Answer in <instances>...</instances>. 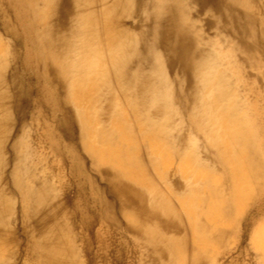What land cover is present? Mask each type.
I'll return each instance as SVG.
<instances>
[{
    "label": "bare ground",
    "instance_id": "bare-ground-1",
    "mask_svg": "<svg viewBox=\"0 0 264 264\" xmlns=\"http://www.w3.org/2000/svg\"><path fill=\"white\" fill-rule=\"evenodd\" d=\"M263 7L0 0V264H114L117 233L142 264L232 249L264 196V118L237 68ZM251 239L264 260V228Z\"/></svg>",
    "mask_w": 264,
    "mask_h": 264
},
{
    "label": "rangeland",
    "instance_id": "rangeland-1",
    "mask_svg": "<svg viewBox=\"0 0 264 264\" xmlns=\"http://www.w3.org/2000/svg\"><path fill=\"white\" fill-rule=\"evenodd\" d=\"M259 1L263 7L264 0ZM262 9L263 11L259 12L257 8V55H251L247 59L243 58L247 64L246 62L242 64L241 61H237L240 62L237 68L240 72L239 79L246 84L250 100L256 102L257 111L264 118V7ZM202 17L211 22L217 19L215 14L209 12L203 14ZM204 29L206 34H210L211 37H216L215 28L207 29L205 25ZM219 35L220 37L217 40L223 42L226 37L225 33H220ZM231 40L236 42L235 39ZM253 58H257V69L252 68L250 65L249 61H252ZM65 158L64 175L67 176L66 179H72L73 182L78 181L80 169L77 160L71 157L68 150L65 151ZM248 222L250 225L246 226ZM261 226L264 228V196L261 201L259 198L255 199L246 209L241 232H239L237 241L232 249L211 264H264L261 251L255 247L251 239L254 231L256 229L258 230ZM113 243L114 245L111 250L114 252L113 256L116 258L114 264H142L144 262V257H142L143 252L133 244L132 235L117 233L114 235Z\"/></svg>",
    "mask_w": 264,
    "mask_h": 264
}]
</instances>
